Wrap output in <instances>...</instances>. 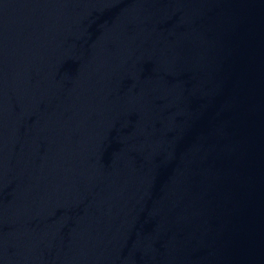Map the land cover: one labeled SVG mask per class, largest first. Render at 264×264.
<instances>
[{
  "label": "water",
  "instance_id": "1",
  "mask_svg": "<svg viewBox=\"0 0 264 264\" xmlns=\"http://www.w3.org/2000/svg\"><path fill=\"white\" fill-rule=\"evenodd\" d=\"M0 264H264V0H0Z\"/></svg>",
  "mask_w": 264,
  "mask_h": 264
}]
</instances>
